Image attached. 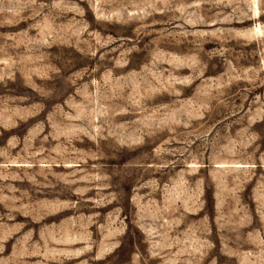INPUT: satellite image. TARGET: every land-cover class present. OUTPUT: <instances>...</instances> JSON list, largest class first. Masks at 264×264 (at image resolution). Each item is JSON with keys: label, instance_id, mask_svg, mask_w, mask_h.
<instances>
[{"label": "rangeland", "instance_id": "1", "mask_svg": "<svg viewBox=\"0 0 264 264\" xmlns=\"http://www.w3.org/2000/svg\"><path fill=\"white\" fill-rule=\"evenodd\" d=\"M0 264H264V0H0Z\"/></svg>", "mask_w": 264, "mask_h": 264}]
</instances>
